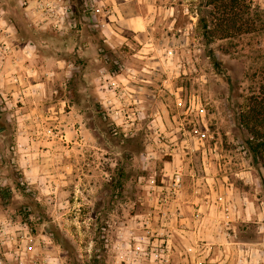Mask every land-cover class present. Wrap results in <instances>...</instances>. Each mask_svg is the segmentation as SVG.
Segmentation results:
<instances>
[{"label": "rangeland", "instance_id": "obj_1", "mask_svg": "<svg viewBox=\"0 0 264 264\" xmlns=\"http://www.w3.org/2000/svg\"><path fill=\"white\" fill-rule=\"evenodd\" d=\"M94 1L0 0V53L23 57L0 65V264H264L235 114L264 79V0L233 38L211 0H130L147 24L119 35Z\"/></svg>", "mask_w": 264, "mask_h": 264}, {"label": "trees", "instance_id": "obj_2", "mask_svg": "<svg viewBox=\"0 0 264 264\" xmlns=\"http://www.w3.org/2000/svg\"><path fill=\"white\" fill-rule=\"evenodd\" d=\"M212 2H217V6L221 7V16L224 18L223 24L227 23V25H224L222 33H220L221 38H233L235 30L241 32L242 29L237 26L235 16L238 14L237 11L240 5L244 7L242 9L243 13H250L251 0H211L210 3ZM257 11L255 10L254 13ZM202 28L204 33L207 34L206 36L211 38L213 34L211 27L202 22ZM249 29L247 28L246 30L248 31ZM208 56H210L213 66L218 68L220 63L212 51H209ZM228 83L231 85L230 90H233L235 85L229 79ZM252 90L247 97L246 109H240L238 113H235L237 114L236 124L245 134L241 145L246 154L250 156L253 167H264V79H260L258 82L257 91Z\"/></svg>", "mask_w": 264, "mask_h": 264}, {"label": "crops", "instance_id": "obj_3", "mask_svg": "<svg viewBox=\"0 0 264 264\" xmlns=\"http://www.w3.org/2000/svg\"><path fill=\"white\" fill-rule=\"evenodd\" d=\"M94 2L95 3L89 2V5H92L93 8H97V12L101 15L104 14V18L98 20L100 22L99 26L101 28L103 27V30L105 28L108 32H114L119 35L118 32L120 33L121 31H138L146 27V17H148V14L145 15L142 12L132 16L125 14L124 5L129 3L130 0H95ZM20 57H22V55L20 56L18 53H0V65L5 63L4 65H7V67L11 66L15 69V67L20 64ZM12 78L13 80H17V78L20 80V77H17L15 74L12 75Z\"/></svg>", "mask_w": 264, "mask_h": 264}, {"label": "built area", "instance_id": "obj_4", "mask_svg": "<svg viewBox=\"0 0 264 264\" xmlns=\"http://www.w3.org/2000/svg\"><path fill=\"white\" fill-rule=\"evenodd\" d=\"M55 7H56V4L55 5L53 4V8H55ZM87 9L91 10V11H98V9L93 8L92 5H88ZM58 10H61V14H63V15L61 16V18L55 19V21L53 22V28L59 29L64 24H67V26H69V27H75L77 25L76 19L74 17H71L72 11L69 7L61 5V6H59ZM0 235H2V229H0Z\"/></svg>", "mask_w": 264, "mask_h": 264}]
</instances>
